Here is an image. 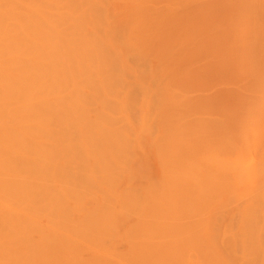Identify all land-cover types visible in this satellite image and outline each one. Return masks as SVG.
I'll return each mask as SVG.
<instances>
[{"label": "rangeland", "instance_id": "rangeland-1", "mask_svg": "<svg viewBox=\"0 0 264 264\" xmlns=\"http://www.w3.org/2000/svg\"><path fill=\"white\" fill-rule=\"evenodd\" d=\"M24 15L62 34L81 25L94 84L78 110L127 142L105 171L95 150L86 167H68L75 183L63 185L62 208L73 213L25 219L38 228L30 264H228L243 255L260 264L264 253L242 228L264 207V180L233 182L216 162L264 160V0H0L3 45L26 31ZM30 55L20 46L0 54V66L15 58L36 67ZM15 122L0 124L10 131ZM10 144L0 143V160ZM26 203L0 194L4 209ZM22 258L0 255V264Z\"/></svg>", "mask_w": 264, "mask_h": 264}, {"label": "bare ground", "instance_id": "bare-ground-1", "mask_svg": "<svg viewBox=\"0 0 264 264\" xmlns=\"http://www.w3.org/2000/svg\"><path fill=\"white\" fill-rule=\"evenodd\" d=\"M21 21L27 26L26 31L10 35L7 41L11 42L7 45H3L4 41L0 42V54L11 55L20 46L27 47L29 53L37 58L38 64L34 67L23 61L16 63L12 58L6 65L0 66V121L4 118L16 120L10 131L0 124V143L6 146L11 143L6 150V158L0 160V165L6 166L0 177V194L9 202L27 203L19 211L0 206V255L4 261L11 263L16 254L21 253L23 258L20 264H30L38 245L30 242L29 233L38 228L25 219L32 220L33 214L61 216L73 213H65L62 208V200L66 196L63 185L75 183L68 167H86V157L95 150L97 165L105 171L109 167L108 158L121 153L127 142L115 129L109 128L114 135L96 121L87 123L83 119H86L85 108L78 110L86 100L82 89L94 84L93 73L86 65L92 47L89 38L81 31V25L72 33L62 34L56 27H48L47 23H33L35 17L30 15H24ZM80 23L86 26L84 22ZM34 98H46V101L42 106L40 101L33 107L30 101ZM73 131L78 134H72ZM36 135L48 140L37 145L33 140ZM105 147L108 149H103ZM216 163L217 167L230 168L233 182L245 180L253 184V181L264 180V160L255 162L235 158ZM86 182H91L88 177ZM52 183L57 185L56 191ZM20 215L24 218H20ZM203 219L207 224L209 215L206 214ZM242 229L245 242L252 247L257 245L258 250L264 253V207L260 212L252 213ZM206 237L209 240L208 235ZM237 241L234 235L228 240L230 252ZM16 243L28 245L15 246ZM241 246L244 247L242 241ZM227 262L250 264L256 263L257 257L250 259L248 255L246 258L243 255L234 259L233 263L230 257ZM260 264H264V258Z\"/></svg>", "mask_w": 264, "mask_h": 264}]
</instances>
